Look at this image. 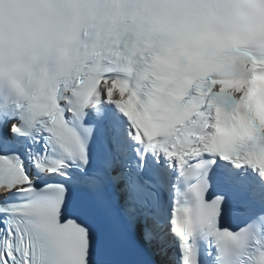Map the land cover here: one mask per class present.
<instances>
[{"label": "snow or ice", "instance_id": "obj_1", "mask_svg": "<svg viewBox=\"0 0 264 264\" xmlns=\"http://www.w3.org/2000/svg\"><path fill=\"white\" fill-rule=\"evenodd\" d=\"M0 264H264V0H0Z\"/></svg>", "mask_w": 264, "mask_h": 264}]
</instances>
